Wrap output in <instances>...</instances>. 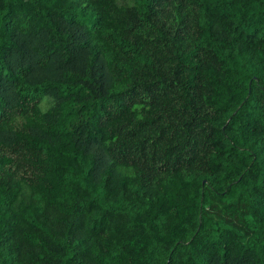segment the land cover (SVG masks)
Returning a JSON list of instances; mask_svg holds the SVG:
<instances>
[{"label": "trees", "instance_id": "1", "mask_svg": "<svg viewBox=\"0 0 264 264\" xmlns=\"http://www.w3.org/2000/svg\"><path fill=\"white\" fill-rule=\"evenodd\" d=\"M0 264H264V0H0Z\"/></svg>", "mask_w": 264, "mask_h": 264}]
</instances>
